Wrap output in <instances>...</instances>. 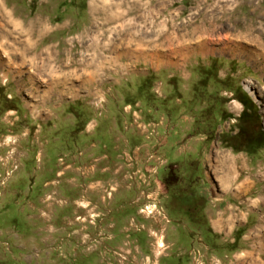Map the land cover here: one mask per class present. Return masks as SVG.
Returning a JSON list of instances; mask_svg holds the SVG:
<instances>
[{
  "label": "rangeland",
  "instance_id": "rangeland-1",
  "mask_svg": "<svg viewBox=\"0 0 264 264\" xmlns=\"http://www.w3.org/2000/svg\"><path fill=\"white\" fill-rule=\"evenodd\" d=\"M95 1L0 0V264L264 261V0Z\"/></svg>",
  "mask_w": 264,
  "mask_h": 264
},
{
  "label": "bare ground",
  "instance_id": "bare-ground-1",
  "mask_svg": "<svg viewBox=\"0 0 264 264\" xmlns=\"http://www.w3.org/2000/svg\"><path fill=\"white\" fill-rule=\"evenodd\" d=\"M101 2V1H100ZM91 8L92 10L96 11V10H99L100 6L99 4L97 3V1L95 0H92V3H91ZM91 10V9H90ZM94 13V12H93ZM42 23V22H41ZM199 27V26H198ZM203 29V28H202ZM206 29V28H205ZM214 31V30H213ZM44 32V31H43ZM41 32V33H43ZM196 33V32H195ZM205 33V32H204ZM247 34V33H246ZM200 35V34H199ZM34 36V35H33ZM90 36V35H89ZM205 36V35H204ZM203 35H201V37L204 38ZM207 39H203L202 42L199 43V46L198 47H206L207 46ZM237 41H239L240 43H242L241 45H238L236 47V51L241 54V55H244V56H249L251 59H255V57H262L264 58V44L260 41V39L258 40H253L251 38H243V39H237ZM247 44L248 46L250 45V43H255V44H258V46H260L261 48V52L259 53L260 55H258V53H256V51H253L252 49H250L248 46H243V44ZM27 44V43H26ZM244 44V45H245ZM115 49V48H114ZM26 50V49H25ZM212 51V50H211ZM50 54V53H48ZM53 55V54H52ZM42 56V55H40ZM34 57V56H33ZM23 58V57H22ZM96 60V59H95ZM48 63V62H47ZM96 65V64H95ZM52 67V66H51ZM53 71V70H52ZM2 72V71H1ZM51 74H53L51 72ZM82 78V77H81ZM88 78V77H87ZM90 80V79H89ZM52 83L51 84H55L57 81L54 79L51 80ZM56 81V82H55ZM90 82V81H89ZM86 83V82H85ZM66 85V83H64ZM63 84V85H64ZM88 85V84H87ZM56 86V85H55ZM54 86V88H55ZM48 87V86H47ZM58 87V86H57ZM51 89V86L49 87ZM74 88V87H73ZM49 89V90H50ZM53 91V90H52ZM15 156V155H14ZM250 183V182H249ZM246 186V185H245ZM244 188L243 187H239V189L236 191V194H241L242 190ZM235 191V190H234ZM264 192V191H263ZM245 193V192H244ZM239 196V195H237ZM240 198V197H239ZM262 201H264V194L261 196L260 198ZM253 206V205H252ZM224 223V222H223ZM226 225H228V223H224ZM230 226V225H229ZM227 232V231H226ZM252 235L253 238L255 239V242H256V246H258V249L259 251L261 252H264V216H263V219H262V223L260 225H258V227L255 229V232H253ZM257 253V252H256ZM245 259V263L247 262L248 264H264V261H261L255 254L254 251L252 252H249V253H246L243 257ZM237 262V261H236ZM239 262H242V259L239 260ZM244 262H242V264H245Z\"/></svg>",
  "mask_w": 264,
  "mask_h": 264
},
{
  "label": "trees",
  "instance_id": "trees-1",
  "mask_svg": "<svg viewBox=\"0 0 264 264\" xmlns=\"http://www.w3.org/2000/svg\"><path fill=\"white\" fill-rule=\"evenodd\" d=\"M239 99H240L239 100L240 103H242V105L244 106V110L242 112L240 119H243V121L245 120V122L249 123L252 120V113L254 112V108L252 107L253 102L248 96H246L244 94H242L241 97H239ZM246 133H247V135H246ZM255 133H258L259 136H255ZM242 136H244L248 140V142H250L252 144H256L257 146L261 145L260 147L263 146L264 132L262 134L258 131H255L253 133L251 131H250V133L247 131L246 132L243 131Z\"/></svg>",
  "mask_w": 264,
  "mask_h": 264
},
{
  "label": "crops",
  "instance_id": "crops-1",
  "mask_svg": "<svg viewBox=\"0 0 264 264\" xmlns=\"http://www.w3.org/2000/svg\"><path fill=\"white\" fill-rule=\"evenodd\" d=\"M235 195H236V196H237V195L241 196V194H236V193H235ZM243 213H244V212H242V211H238V212H237V214L241 217V219L244 218V217H245V219H246L248 215H245V214H243ZM238 215H237V217H239ZM230 219H231V221H232V218H230ZM231 221H230V222H231ZM227 223L229 224V222H227ZM220 225H221V224H220Z\"/></svg>",
  "mask_w": 264,
  "mask_h": 264
},
{
  "label": "flooded vegetation",
  "instance_id": "flooded-vegetation-1",
  "mask_svg": "<svg viewBox=\"0 0 264 264\" xmlns=\"http://www.w3.org/2000/svg\"><path fill=\"white\" fill-rule=\"evenodd\" d=\"M21 98L20 97H18V100L22 103V101L20 100ZM23 105V104H22Z\"/></svg>",
  "mask_w": 264,
  "mask_h": 264
}]
</instances>
